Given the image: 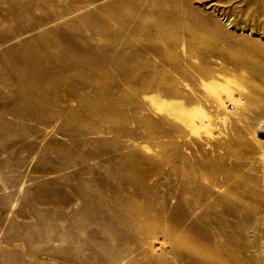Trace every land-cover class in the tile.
I'll return each instance as SVG.
<instances>
[{"label":"rangeland","instance_id":"obj_1","mask_svg":"<svg viewBox=\"0 0 264 264\" xmlns=\"http://www.w3.org/2000/svg\"><path fill=\"white\" fill-rule=\"evenodd\" d=\"M263 197L264 0H0V264H264Z\"/></svg>","mask_w":264,"mask_h":264},{"label":"bare ground","instance_id":"obj_2","mask_svg":"<svg viewBox=\"0 0 264 264\" xmlns=\"http://www.w3.org/2000/svg\"><path fill=\"white\" fill-rule=\"evenodd\" d=\"M155 19V18H154ZM158 26V25H157ZM160 26V25H159ZM159 29V28H158ZM139 30V29H138ZM172 36V35H171ZM162 37V36H161ZM166 37V36H165ZM202 42V41H201ZM171 47V46H170ZM210 74H212V73H210ZM248 74V73H247ZM214 75V74H213ZM246 77V76H245ZM241 78H243V77H241ZM230 79V78H229ZM238 79V78H237ZM237 79H235V81H237ZM246 79H247V77H246ZM243 80L244 82H233V83H230V84H227L226 85V87H236V88H239L240 90H242L241 92H243L244 94H246V96L247 97H249V98H252V96L254 95V93L256 92H253L252 90H253V87H255V85L253 86L252 84H250L247 80ZM238 80H241V79H238ZM249 81H251L252 80V78L250 79V77H249V79H248ZM221 81V80H220ZM224 81V80H223ZM226 82V81H225ZM254 83V82H253ZM257 83V82H256ZM230 89V88H229ZM256 94V93H255ZM257 95V94H256ZM231 100L233 101V102H235L237 105L239 104L240 105V107H245L246 106V100L243 98V97H240V98H236V97H234V96H231ZM253 101V100H252ZM226 119H227V117H225ZM224 120V119H223ZM225 121V120H224ZM249 148V147H248ZM253 148V147H252ZM257 149V148H256ZM255 149V150H256ZM242 150V149H241ZM249 151V150H248ZM250 153V152H249ZM231 154V153H230ZM251 154V153H250ZM244 155V154H243ZM249 155V154H248ZM228 156V155H227ZM231 156V155H230ZM251 157V156H250ZM249 157V158H250ZM248 161V160H247ZM189 163V162H188ZM241 163V162H240ZM243 163V162H242ZM220 165V164H219ZM192 167V166H191ZM254 167V166H253ZM203 168V167H202ZM219 168V167H218ZM230 168V167H229ZM233 168V167H232ZM215 169H216V167H215ZM223 169V168H222ZM257 169V168H256ZM218 170V169H217ZM185 171V170H184ZM221 171V170H220ZM229 171V170H228ZM230 171H231V168H230ZM190 172V171H189ZM206 173H207V171H206ZM217 173V172H216ZM223 173H225V172H223ZM229 172H227L226 174H228ZM246 173V172H245ZM244 173V174H245ZM256 173V172H255ZM230 174V173H229ZM243 174V173H242ZM241 176V175H240ZM197 177V176H196ZM231 177V176H230ZM230 177H229V179H230ZM246 177V176H245ZM246 179V178H245ZM249 180V179H248ZM183 182V181H182ZM243 182H244V180H243ZM201 183V182H200ZM234 183V182H233ZM233 183H232V185H233ZM228 184V183H227ZM235 184V183H234ZM241 184V183H240ZM245 184H246V182H245ZM256 184V183H255ZM254 184V185H255ZM193 185V184H192ZM218 185V184H217ZM242 185V184H241ZM237 186V185H236ZM180 187V186H179ZM217 187V186H216ZM228 187V186H227ZM238 187V186H237ZM247 187V186H246ZM250 187V186H249ZM185 188V187H184ZM231 188V187H230ZM241 189V188H240ZM247 190V189H246ZM245 190V191H246ZM193 191H195V190H193ZM217 191V190H216ZM243 191V190H242ZM194 193H196V192H194ZM206 193V192H205ZM213 193V192H212ZM217 193V192H216ZM246 193V192H245ZM197 194V193H196ZM194 195V194H193ZM208 195V194H207ZM211 195V194H210ZM213 195V194H212ZM211 195V196H212ZM226 195V194H225ZM253 195V194H252ZM257 195V194H256ZM182 196V195H181ZM263 196V195H262ZM257 198V197H256ZM263 199H264V197H263ZM258 200V199H257ZM234 203H236V202H234ZM263 203V202H262ZM235 205V204H234ZM240 206V205H239ZM238 206V207H239ZM261 206V205H260ZM237 207V206H236ZM230 209V208H229ZM238 210V209H237ZM245 210V209H244ZM247 210V209H246ZM253 210V209H252ZM252 213V212H251ZM237 214V213H236ZM227 216V215H226ZM253 216H255V215H253ZM258 217H259V215H258ZM240 219V218H239ZM257 221V220H256ZM250 222V221H249ZM251 223V222H250ZM255 224V223H254ZM203 227V226H202ZM255 229V228H254ZM180 231V230H179ZM255 231V230H254ZM185 232V233H184ZM183 232V234H182V236H183V238H184V245L185 246H187L188 247V249L192 252V254H195V256H197V257H199V258H206L207 257V259H210V260H216L217 258L216 257H214V256H212V252L210 251H208L207 250V244L205 245L204 244V242L202 241L203 240V237H201V235L200 234H198V233H196V232H192L191 233V236H189L188 235V232L187 231H184ZM183 241V240H182ZM255 245V244H254ZM225 247H227V246H225ZM232 247V246H231ZM231 247H230V249H231ZM224 251V250H223ZM236 251H237V249H236ZM238 252V251H237ZM236 252V253H237ZM235 253V254H236ZM229 254V253H228ZM224 256V255H223ZM222 256V257H223ZM236 256V255H235ZM238 256H240V254L238 255ZM258 257V256H257ZM238 258V257H237ZM219 259V258H218ZM205 261V260H204ZM236 261V260H235ZM234 262V261H233ZM239 262V261H238ZM243 262V261H242ZM228 263H230V261L228 262ZM247 263V262H246ZM257 263V262H256ZM234 264V263H233Z\"/></svg>","mask_w":264,"mask_h":264}]
</instances>
